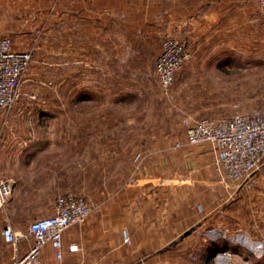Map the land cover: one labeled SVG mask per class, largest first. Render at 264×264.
<instances>
[{
  "label": "crops",
  "instance_id": "crops-1",
  "mask_svg": "<svg viewBox=\"0 0 264 264\" xmlns=\"http://www.w3.org/2000/svg\"><path fill=\"white\" fill-rule=\"evenodd\" d=\"M187 25L196 29L183 40L197 59L199 52L216 57L209 63L230 54L247 59L240 65L254 70L247 79L241 77L239 111H264V15L255 0H0V35L10 36L16 49L32 48L15 117L0 111V177L34 182L37 175L20 174L12 161L21 167L32 160L37 170L55 169L56 163L45 158L44 144H62L73 160L59 169L79 171L68 184L93 205L83 223L63 232L64 244L76 243L78 249H65L58 261L46 243L40 264H167L173 246L168 234L195 227L200 211L222 203L226 213H237L244 203L249 206V198L250 204L260 201L264 157L253 187L247 193L234 190L240 198L216 187L215 152L209 144L172 147L183 138L184 125L171 119V112L194 109L187 115L199 117L208 105L216 107L212 116L232 112L234 81L217 65L202 79L205 62L195 60L196 54L176 71L174 99L162 93L154 72L161 40L168 34L181 38ZM200 89L221 92L202 106ZM105 91L114 106L111 117L104 114ZM109 169L104 175L83 172ZM16 193L0 216L21 233L26 228L17 219L52 213L58 195ZM229 197L236 199L229 206L238 202L240 208L228 210ZM123 228L130 244L122 241ZM32 239L26 234L16 249L0 245V260L23 253Z\"/></svg>",
  "mask_w": 264,
  "mask_h": 264
},
{
  "label": "built area",
  "instance_id": "built-area-1",
  "mask_svg": "<svg viewBox=\"0 0 264 264\" xmlns=\"http://www.w3.org/2000/svg\"><path fill=\"white\" fill-rule=\"evenodd\" d=\"M264 15V0H255ZM32 48L16 49L10 36L0 35V111L6 115L21 97L20 81L32 58ZM192 51L184 40L173 34L164 36L160 44L154 72L162 93L169 99L175 97L172 83L176 71L191 58ZM236 107L237 103H233ZM184 136L172 147L181 145L209 144L213 151L217 181L224 187L240 190L251 187L255 171L264 157V111H234L230 115L199 116L185 115L181 119ZM13 180L0 177V207H5L12 190ZM53 212L31 218L26 233L16 231L11 225L3 224L0 234L3 240L16 249L17 242L26 234L33 239L21 254L14 253L0 264H40L42 248L49 243L53 256L61 261L65 249L75 251L76 243L63 242L64 230L73 224L83 223L93 205L89 200L72 191L55 197ZM122 241L131 243L125 228L121 230Z\"/></svg>",
  "mask_w": 264,
  "mask_h": 264
},
{
  "label": "rangeland",
  "instance_id": "rangeland-1",
  "mask_svg": "<svg viewBox=\"0 0 264 264\" xmlns=\"http://www.w3.org/2000/svg\"><path fill=\"white\" fill-rule=\"evenodd\" d=\"M191 28L196 29L195 27H190V25L185 26V31L180 33L181 39H188L189 33H191ZM261 29V32L264 33V25ZM257 30V29H256ZM258 31V30H257ZM176 35V34H175ZM180 38V37H179ZM184 40V41H185ZM186 42V41H185ZM186 44L189 46V48L192 51V56L189 60H187L184 64L189 63L192 59L195 58L193 47L190 46L189 42H186ZM234 45V44H233ZM197 50V49H196ZM32 51V49H31ZM229 57H224L220 59H214L217 61H213L212 63H209L210 59H213L214 55H207L206 53L199 52L198 59L197 54L195 60H199L201 62H205L201 66V77L202 79L206 78L208 74L214 73V65H217V67H221L222 69H225L227 77H230L232 81H234L235 86L234 89L231 91L230 100H231V107L232 112L240 109V90L238 88L239 83L241 81V77H244V79L248 78V73H252L254 69L250 67H246L240 65L241 61H246L241 59L240 57L233 56V54H230ZM209 58V59H208ZM216 58V57H214ZM250 60V59H248ZM209 63V64H208ZM183 64V65H184ZM219 68V70H222ZM204 71V73H202ZM108 80H105V82L109 83V88L111 87V77L107 76ZM243 79V80H244ZM176 84L175 80L172 83V89H174V85ZM200 98H201V105L207 106V103L209 102V99L212 97H215L217 95L218 90H207V89H200L199 90ZM108 93H111V89L108 91ZM105 91V96L108 94ZM250 93V91H249ZM112 99L111 97L107 96L105 97V104H104V114L105 117H111V114L115 111L114 106L111 103ZM233 103H237V106L234 107ZM242 105V104H241ZM16 106V105H15ZM14 106V108H15ZM227 107V106H226ZM224 108L223 110L226 111L227 108ZM11 109L5 117H15V109ZM216 107H208L206 110H199L198 115H211L213 110ZM256 108V107H255ZM258 109V107L256 108ZM194 111V109H190ZM221 109V111H223ZM192 111L188 112H171V115L174 117H170L171 119L177 121L178 123H182L181 119L183 116L192 113ZM220 111V112H221ZM30 117V116H28ZM110 122L105 120V128H108L110 126ZM49 142L53 141V139H49ZM47 140L45 142V150L47 153H45V158L52 159L55 163V169H35V162L32 160L24 161L23 165L21 167L17 166V163L12 161L11 168H20V174L22 173H31L38 176V178H34V182H26L25 180H20V183H13L12 190L8 197H10L13 193V191H18L16 193L20 197H34V196H42V195H50L52 191L55 193L62 194L63 191L65 192L68 190L74 191V186L68 184L69 180L73 179L75 175L79 174V171L75 170H61L59 169V166L61 163H64L65 161L73 160V155H66L64 152V147L62 144L59 146H51L47 147ZM56 151V153H54ZM109 158V156H107ZM31 161V162H30ZM109 161V160H108ZM82 171V170H80ZM17 173V171H15ZM83 172H89V174H108L111 173V169L108 171L104 170H91V171H83ZM107 172V173H105ZM116 172H119L118 170ZM18 173V174H19ZM86 180V179H85ZM85 180L83 182H85ZM79 183H82L80 181ZM71 184H74L71 183ZM79 185V184H78ZM220 189L228 188L231 195L235 197L236 192H234L233 188L224 187L222 185L216 186ZM253 187V184L251 187L248 188H242L240 190H244V193H247L248 190H250ZM238 190V191H240ZM61 191V192H60ZM263 193L260 195V201L257 200L255 203V200L253 204H250V198L247 202L249 206H246L243 204V210H240L239 212H233L230 213L229 211L226 213L224 210V205L217 206L215 209H212L207 212L200 211V219L197 223H195V227L190 228L193 230V232L189 235L183 233H169L168 234V241L171 243H174L172 247L169 246L168 250V263L167 264H251L254 257H259L260 260L263 262L261 264H264V189L262 190ZM225 193V191H223ZM79 194V193H78ZM83 195V194H82ZM190 195V194H189ZM223 195V194H222ZM221 196V195H220ZM240 198L241 196L238 195ZM218 198V197H217ZM236 199H229L226 202V206L228 207V210H231L232 208L238 209V202L237 206L233 207V203L229 206L230 203L235 201ZM252 200V199H251ZM219 202V199L217 200V203ZM7 204V203H6ZM202 204V203H201ZM216 205V204H215ZM239 204V208H240ZM202 207L204 208V205L202 204ZM3 207H0V215ZM30 219L22 218L17 219L18 226L22 228H26L27 223ZM2 218L0 216V227L5 224L2 223ZM188 230V229H187ZM186 230V231H187ZM190 233V232H189ZM187 235V236H186ZM216 237L223 238L227 241L228 246L223 251L215 252L214 254L210 255L207 260L204 261V256L202 258V248L205 244V241L207 239H213ZM183 238V239H181ZM188 243V245H186ZM0 245H3L6 247L9 245L6 243L1 234H0ZM158 253V251L156 252ZM152 252L153 256L156 254ZM156 257H159L156 255Z\"/></svg>",
  "mask_w": 264,
  "mask_h": 264
},
{
  "label": "trees",
  "instance_id": "trees-1",
  "mask_svg": "<svg viewBox=\"0 0 264 264\" xmlns=\"http://www.w3.org/2000/svg\"><path fill=\"white\" fill-rule=\"evenodd\" d=\"M174 245V243H171ZM228 246L227 241L223 238L216 237L213 239H207L205 241V244L203 245L202 248V258L204 256V261L209 258L210 255L214 254L215 252L223 251L225 248ZM172 247V246H171ZM151 254H149L150 256ZM263 263L259 257H254L253 256V261L251 264H261Z\"/></svg>",
  "mask_w": 264,
  "mask_h": 264
},
{
  "label": "water",
  "instance_id": "water-1",
  "mask_svg": "<svg viewBox=\"0 0 264 264\" xmlns=\"http://www.w3.org/2000/svg\"><path fill=\"white\" fill-rule=\"evenodd\" d=\"M190 231H191V229H188L187 231H185V232L183 233V235L189 233Z\"/></svg>",
  "mask_w": 264,
  "mask_h": 264
}]
</instances>
